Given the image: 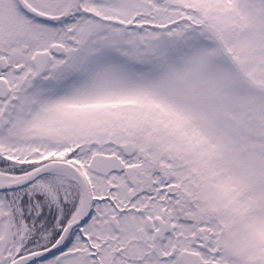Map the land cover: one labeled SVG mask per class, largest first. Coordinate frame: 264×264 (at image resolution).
I'll list each match as a JSON object with an SVG mask.
<instances>
[{
  "label": "snow or ice",
  "instance_id": "1",
  "mask_svg": "<svg viewBox=\"0 0 264 264\" xmlns=\"http://www.w3.org/2000/svg\"><path fill=\"white\" fill-rule=\"evenodd\" d=\"M0 264H264V0H0Z\"/></svg>",
  "mask_w": 264,
  "mask_h": 264
}]
</instances>
